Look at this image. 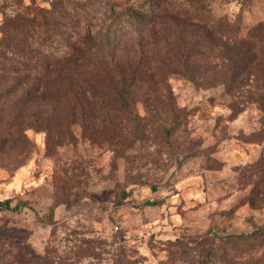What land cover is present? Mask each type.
Instances as JSON below:
<instances>
[{
	"label": "rangeland",
	"instance_id": "obj_1",
	"mask_svg": "<svg viewBox=\"0 0 264 264\" xmlns=\"http://www.w3.org/2000/svg\"><path fill=\"white\" fill-rule=\"evenodd\" d=\"M4 200L0 264H264V0H0Z\"/></svg>",
	"mask_w": 264,
	"mask_h": 264
},
{
	"label": "trees",
	"instance_id": "obj_2",
	"mask_svg": "<svg viewBox=\"0 0 264 264\" xmlns=\"http://www.w3.org/2000/svg\"><path fill=\"white\" fill-rule=\"evenodd\" d=\"M23 22L25 23L26 20H24ZM21 207H22L21 205H17L15 209L19 210ZM9 209H11V201L10 200L0 201V210H9ZM240 237H243V236H240ZM247 238L248 237H246L245 239H247Z\"/></svg>",
	"mask_w": 264,
	"mask_h": 264
}]
</instances>
